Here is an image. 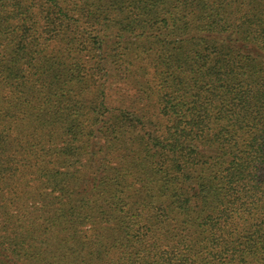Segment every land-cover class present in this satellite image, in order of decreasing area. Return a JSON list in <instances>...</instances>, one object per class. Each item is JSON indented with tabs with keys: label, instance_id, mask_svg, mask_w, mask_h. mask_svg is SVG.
<instances>
[{
	"label": "trees",
	"instance_id": "obj_1",
	"mask_svg": "<svg viewBox=\"0 0 264 264\" xmlns=\"http://www.w3.org/2000/svg\"><path fill=\"white\" fill-rule=\"evenodd\" d=\"M0 264H264V0H0Z\"/></svg>",
	"mask_w": 264,
	"mask_h": 264
},
{
	"label": "rangeland",
	"instance_id": "obj_2",
	"mask_svg": "<svg viewBox=\"0 0 264 264\" xmlns=\"http://www.w3.org/2000/svg\"><path fill=\"white\" fill-rule=\"evenodd\" d=\"M113 82H114V85H119V83L122 84L121 87H123V93H125L126 95H129L131 97L133 95V97H136L137 98L139 89H137L138 87L136 85H134L132 83L131 84H127L125 82L124 83L123 82H119L118 80H115Z\"/></svg>",
	"mask_w": 264,
	"mask_h": 264
}]
</instances>
